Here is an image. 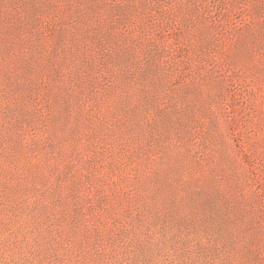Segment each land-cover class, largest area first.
Listing matches in <instances>:
<instances>
[{"label":"rangeland","instance_id":"1","mask_svg":"<svg viewBox=\"0 0 264 264\" xmlns=\"http://www.w3.org/2000/svg\"><path fill=\"white\" fill-rule=\"evenodd\" d=\"M0 264H264V0H0Z\"/></svg>","mask_w":264,"mask_h":264}]
</instances>
